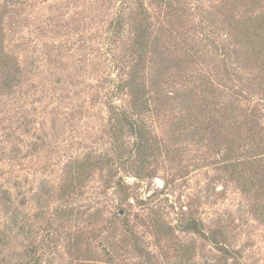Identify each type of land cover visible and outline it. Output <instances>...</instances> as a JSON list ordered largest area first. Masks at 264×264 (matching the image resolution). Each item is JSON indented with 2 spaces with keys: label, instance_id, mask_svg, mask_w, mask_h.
Masks as SVG:
<instances>
[{
  "label": "rangeland",
  "instance_id": "374dc122",
  "mask_svg": "<svg viewBox=\"0 0 264 264\" xmlns=\"http://www.w3.org/2000/svg\"><path fill=\"white\" fill-rule=\"evenodd\" d=\"M155 1L0 0L19 65L8 86L0 69V264H223L188 218L264 264V50L237 27L252 6Z\"/></svg>",
  "mask_w": 264,
  "mask_h": 264
},
{
  "label": "trees",
  "instance_id": "16d2710c",
  "mask_svg": "<svg viewBox=\"0 0 264 264\" xmlns=\"http://www.w3.org/2000/svg\"><path fill=\"white\" fill-rule=\"evenodd\" d=\"M166 0H156V4L163 3ZM244 4L251 5L252 8L249 10L250 16L247 18L239 17L237 19L238 35L244 38L246 42H250L251 45H257L259 50H264V14L262 12L254 13L258 0H242ZM135 14L130 17L133 22H139L138 27L134 30V44L139 55L144 54L148 50L149 46V26H150V13L147 7H145L142 1L136 2ZM133 12V13H134ZM133 15V14H132ZM120 16V15H119ZM121 22V21H120ZM120 23L118 22V25ZM2 30L0 24V69L3 70L4 79L2 85L8 86L11 79L19 71L17 61L15 57L4 50ZM139 70L134 69L130 73L128 81H126V87L131 94V100L133 102L134 108L143 111L149 103L148 97L144 92L143 86L138 81ZM120 122H123L127 127L128 131L134 136V146L136 148L142 149L146 145V134L144 133L143 127L135 122V119H131L126 113L121 112ZM184 230H189L196 232L205 236L216 249L224 256L226 259L223 264H244L241 262V255L238 252H234L230 249L228 244L220 241L214 235H210L205 232L201 222L194 218H188L182 226ZM231 259V262L227 261Z\"/></svg>",
  "mask_w": 264,
  "mask_h": 264
}]
</instances>
